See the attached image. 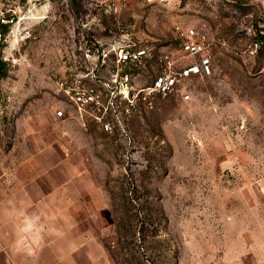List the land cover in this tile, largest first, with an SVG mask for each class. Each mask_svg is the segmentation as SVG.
Segmentation results:
<instances>
[{"label": "rangeland", "instance_id": "rangeland-1", "mask_svg": "<svg viewBox=\"0 0 264 264\" xmlns=\"http://www.w3.org/2000/svg\"><path fill=\"white\" fill-rule=\"evenodd\" d=\"M113 3L0 0V264H264V0ZM176 25L212 73L127 111L191 62Z\"/></svg>", "mask_w": 264, "mask_h": 264}, {"label": "built area", "instance_id": "built-area-1", "mask_svg": "<svg viewBox=\"0 0 264 264\" xmlns=\"http://www.w3.org/2000/svg\"><path fill=\"white\" fill-rule=\"evenodd\" d=\"M122 5V0H114L113 6L115 9ZM174 30L177 39L180 41L182 52L190 58L191 62L176 70V62L168 55L163 54L160 56V62L166 67L164 72L155 78L151 85L131 92L128 82L123 83L122 90L126 91L123 94L124 99L130 104L127 111L131 108L136 109L138 102L144 104L147 108H153L157 97L165 98L178 91L183 82L194 76H208L212 73L211 46L207 35L196 28H183L180 25H176ZM145 54V49H140L133 53L121 50L119 57L120 61H136ZM67 94L79 106V110H84L86 106L96 100L94 88L71 89L67 91ZM184 97L189 98L190 96L186 93ZM107 128L108 126H106Z\"/></svg>", "mask_w": 264, "mask_h": 264}, {"label": "crops", "instance_id": "crops-1", "mask_svg": "<svg viewBox=\"0 0 264 264\" xmlns=\"http://www.w3.org/2000/svg\"><path fill=\"white\" fill-rule=\"evenodd\" d=\"M7 200V199H5ZM8 201V200H7ZM6 201V202H7ZM1 202V201H0ZM4 203V206H1L2 203L0 204V210L1 211H5V220H4V223H5V228H4V231H3V227H1L0 229V262L3 261V260H6L8 262L9 258L10 260L12 261L13 260V256H12V251H8V246H11L12 242H13V239H12V228L8 226V223H12L9 219V216H8V204L7 203ZM3 231V232H2ZM1 238H5V240H1ZM2 246H5V249L2 247ZM5 251V252H3Z\"/></svg>", "mask_w": 264, "mask_h": 264}]
</instances>
